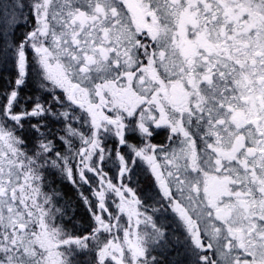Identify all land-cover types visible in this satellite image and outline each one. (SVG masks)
<instances>
[{
    "label": "snow or ice",
    "instance_id": "snow-or-ice-1",
    "mask_svg": "<svg viewBox=\"0 0 264 264\" xmlns=\"http://www.w3.org/2000/svg\"><path fill=\"white\" fill-rule=\"evenodd\" d=\"M0 264H264V0H0Z\"/></svg>",
    "mask_w": 264,
    "mask_h": 264
}]
</instances>
